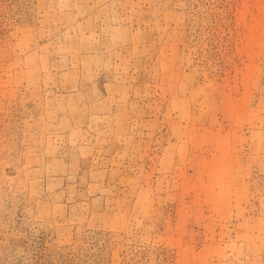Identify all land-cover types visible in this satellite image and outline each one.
I'll use <instances>...</instances> for the list:
<instances>
[{
	"label": "rangeland",
	"instance_id": "rangeland-1",
	"mask_svg": "<svg viewBox=\"0 0 264 264\" xmlns=\"http://www.w3.org/2000/svg\"><path fill=\"white\" fill-rule=\"evenodd\" d=\"M0 264H264V0H0Z\"/></svg>",
	"mask_w": 264,
	"mask_h": 264
}]
</instances>
